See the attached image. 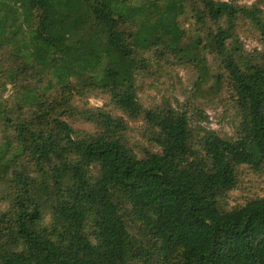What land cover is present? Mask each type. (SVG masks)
Segmentation results:
<instances>
[{
  "label": "trees",
  "instance_id": "obj_1",
  "mask_svg": "<svg viewBox=\"0 0 264 264\" xmlns=\"http://www.w3.org/2000/svg\"><path fill=\"white\" fill-rule=\"evenodd\" d=\"M178 70L186 100L145 106ZM210 104L228 139L199 124ZM263 177L256 4L0 0V264H264Z\"/></svg>",
  "mask_w": 264,
  "mask_h": 264
},
{
  "label": "rangeland",
  "instance_id": "obj_2",
  "mask_svg": "<svg viewBox=\"0 0 264 264\" xmlns=\"http://www.w3.org/2000/svg\"><path fill=\"white\" fill-rule=\"evenodd\" d=\"M229 3L237 4L239 6L251 7L256 4L259 10L264 16V0H222ZM240 40L244 46V49L250 52L253 49H258L259 44L256 38L251 32L246 30L244 33L239 35ZM185 77L183 71H174L172 74L163 79L160 83H151L144 94L142 95V102L147 107H153L160 105L165 100L171 102H178L182 104L186 100L187 84L185 83ZM103 98L89 97L86 102H75V107L96 108L103 105ZM237 122L235 112L229 107H222L220 105H207L204 109V120L200 122L202 128L215 132L220 138L228 139L233 135L234 127ZM73 129L75 131L89 132L91 133L93 128L84 123L80 122L79 118H73ZM249 186L254 187V192L259 196L264 197V177L257 178L255 181L247 180ZM235 194L229 199V207H233L239 203Z\"/></svg>",
  "mask_w": 264,
  "mask_h": 264
}]
</instances>
